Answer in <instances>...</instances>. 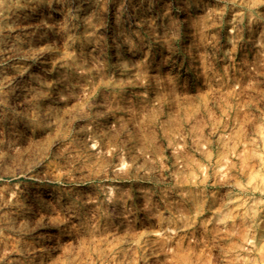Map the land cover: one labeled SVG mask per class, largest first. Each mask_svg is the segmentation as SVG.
Masks as SVG:
<instances>
[{"label": "rangeland", "instance_id": "rangeland-1", "mask_svg": "<svg viewBox=\"0 0 264 264\" xmlns=\"http://www.w3.org/2000/svg\"><path fill=\"white\" fill-rule=\"evenodd\" d=\"M0 264H264V0H0Z\"/></svg>", "mask_w": 264, "mask_h": 264}, {"label": "bare ground", "instance_id": "bare-ground-1", "mask_svg": "<svg viewBox=\"0 0 264 264\" xmlns=\"http://www.w3.org/2000/svg\"><path fill=\"white\" fill-rule=\"evenodd\" d=\"M84 8H85V7H84ZM82 9H83V8H82ZM80 10H81V8H80ZM82 11H83V10H82ZM80 12H81V11H80ZM80 12H79V13H80Z\"/></svg>", "mask_w": 264, "mask_h": 264}]
</instances>
